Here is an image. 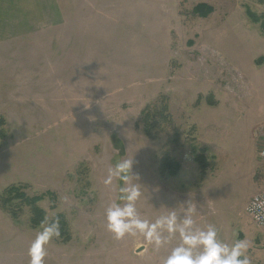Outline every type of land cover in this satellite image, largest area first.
I'll use <instances>...</instances> for the list:
<instances>
[{
    "label": "rangeland",
    "instance_id": "374dc122",
    "mask_svg": "<svg viewBox=\"0 0 264 264\" xmlns=\"http://www.w3.org/2000/svg\"><path fill=\"white\" fill-rule=\"evenodd\" d=\"M248 9L264 13V0H0V194H54L39 205L49 223L63 215L70 238H54L44 264H163L178 236L155 250L106 229L120 186L105 184L108 169L131 158L152 196L137 204L142 218L190 201L196 226L247 240L264 264V227L246 210L264 189V67L251 65L264 33ZM160 102L172 122L147 135L141 112ZM29 218L0 205V264H30L42 226Z\"/></svg>",
    "mask_w": 264,
    "mask_h": 264
},
{
    "label": "clouds",
    "instance_id": "9594fccd",
    "mask_svg": "<svg viewBox=\"0 0 264 264\" xmlns=\"http://www.w3.org/2000/svg\"><path fill=\"white\" fill-rule=\"evenodd\" d=\"M134 160L121 159L108 169L106 185L119 182L118 195L105 210L106 229L116 240L126 237H143L155 250L179 237L163 264H252L248 255L250 243L237 239L228 244L218 238L214 224L198 227L193 219L194 207L190 201L175 207L161 205L169 210L154 222L140 216L137 204L142 199L152 198L145 194L140 176L133 171ZM60 236L56 222L42 226L29 248L30 264H44L46 246Z\"/></svg>",
    "mask_w": 264,
    "mask_h": 264
},
{
    "label": "trees",
    "instance_id": "16d2710c",
    "mask_svg": "<svg viewBox=\"0 0 264 264\" xmlns=\"http://www.w3.org/2000/svg\"><path fill=\"white\" fill-rule=\"evenodd\" d=\"M194 12L205 17L212 12V6L204 3L198 4L194 7ZM247 16L251 22L258 24L260 30L264 33V13L258 14L252 10H247ZM212 104V102H209ZM140 122L143 124V131L147 135H154V133L161 128L162 124H170L172 122V115L169 106L166 102H160L159 105H148L141 112ZM195 159L200 163L202 170H205L206 158L203 154L196 151ZM181 165L177 161L165 156L162 167L167 169L168 173L175 176L179 172ZM25 185L12 184L3 190L0 194V205L8 211L14 218H18L20 213L24 212V208H29L30 218L29 222L33 227H39L50 224L54 221L48 222L47 213L39 205L45 197H53L54 194L50 191L41 194L29 196L25 191ZM56 223L59 225L60 236L69 239L67 223L63 215H57Z\"/></svg>",
    "mask_w": 264,
    "mask_h": 264
},
{
    "label": "built area",
    "instance_id": "2783aa9c",
    "mask_svg": "<svg viewBox=\"0 0 264 264\" xmlns=\"http://www.w3.org/2000/svg\"><path fill=\"white\" fill-rule=\"evenodd\" d=\"M259 156L264 163V129L262 145L259 149ZM246 210L252 219L264 227V189L255 193L248 201Z\"/></svg>",
    "mask_w": 264,
    "mask_h": 264
},
{
    "label": "crops",
    "instance_id": "0c3cea01",
    "mask_svg": "<svg viewBox=\"0 0 264 264\" xmlns=\"http://www.w3.org/2000/svg\"><path fill=\"white\" fill-rule=\"evenodd\" d=\"M249 65H250V60L248 61L246 67L248 68ZM251 65H252V67H256L257 65L260 66V67H264V55H261L258 58H253V60H251ZM243 71H246V70H242V73L240 75H243L244 74ZM254 73L255 72L250 69V74H254ZM239 83L240 82H238V83L236 82L235 83L236 84V88H239V90H238V92H237L236 95H244L243 92L241 91V87H240Z\"/></svg>",
    "mask_w": 264,
    "mask_h": 264
}]
</instances>
